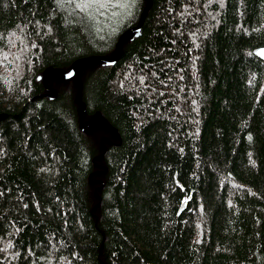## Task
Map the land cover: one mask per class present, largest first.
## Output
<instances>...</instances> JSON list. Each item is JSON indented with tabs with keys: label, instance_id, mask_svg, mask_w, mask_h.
Listing matches in <instances>:
<instances>
[{
	"label": "trees",
	"instance_id": "16d2710c",
	"mask_svg": "<svg viewBox=\"0 0 264 264\" xmlns=\"http://www.w3.org/2000/svg\"><path fill=\"white\" fill-rule=\"evenodd\" d=\"M133 1L0 0V264H264V0H151L42 96Z\"/></svg>",
	"mask_w": 264,
	"mask_h": 264
},
{
	"label": "water",
	"instance_id": "95a60500",
	"mask_svg": "<svg viewBox=\"0 0 264 264\" xmlns=\"http://www.w3.org/2000/svg\"><path fill=\"white\" fill-rule=\"evenodd\" d=\"M150 5H151V0H146V5H145V8H144V10H143V12L141 14L139 23L136 26L126 30L122 35H120V37H119V39H118V41H117V43L115 45L113 56L106 57V56H101V55H90V56H87V57L77 58V59H75L72 62L70 70L51 69V68L45 69L42 72V74L37 77V80H41L43 85H44V87L46 88V90L49 91V93H46V94H44L42 96H46V97H49V98H54L56 96V91L54 89H52L51 87H49L47 85V82H46V73L49 70H54V71L59 72L61 74V79L65 80V81H71L73 79V77L75 76V80H76V82H78L77 65L79 63H81V62L99 61V62H102L105 65H113L115 63V61L117 60V58H118L120 47H121V44H122L123 40L130 34H133L134 36H138V34L140 32V28L142 26V23H143V21L145 19V16L147 14V11H148ZM262 52H264V46L259 47L255 51L256 56L264 61V54H262ZM34 98L35 97H32V99H34ZM77 101H78V99H77ZM183 207H184V204L178 209L177 213H180L183 210Z\"/></svg>",
	"mask_w": 264,
	"mask_h": 264
},
{
	"label": "rangeland",
	"instance_id": "374dc122",
	"mask_svg": "<svg viewBox=\"0 0 264 264\" xmlns=\"http://www.w3.org/2000/svg\"><path fill=\"white\" fill-rule=\"evenodd\" d=\"M79 2L82 14L94 23H98L103 29H106L107 23L111 24L112 18L117 22L126 20L132 14L135 5L133 0H79Z\"/></svg>",
	"mask_w": 264,
	"mask_h": 264
},
{
	"label": "bare ground",
	"instance_id": "6f19581e",
	"mask_svg": "<svg viewBox=\"0 0 264 264\" xmlns=\"http://www.w3.org/2000/svg\"><path fill=\"white\" fill-rule=\"evenodd\" d=\"M131 28H132V27H131ZM129 29H130V28H129ZM127 30H128V29H127ZM124 32H125V31H124ZM124 32H123V33H124ZM123 33H122V34H123ZM122 34H121V35H122ZM70 68H71V67H70Z\"/></svg>",
	"mask_w": 264,
	"mask_h": 264
},
{
	"label": "snow or ice",
	"instance_id": "6c2138e0",
	"mask_svg": "<svg viewBox=\"0 0 264 264\" xmlns=\"http://www.w3.org/2000/svg\"><path fill=\"white\" fill-rule=\"evenodd\" d=\"M262 54H264V52H262Z\"/></svg>",
	"mask_w": 264,
	"mask_h": 264
}]
</instances>
